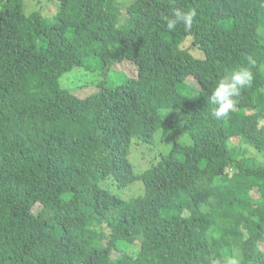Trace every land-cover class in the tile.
<instances>
[{
	"label": "trees",
	"instance_id": "16d2710c",
	"mask_svg": "<svg viewBox=\"0 0 264 264\" xmlns=\"http://www.w3.org/2000/svg\"><path fill=\"white\" fill-rule=\"evenodd\" d=\"M54 5L0 0V264H264V0ZM174 8L190 30L167 29ZM91 55L93 92L56 85ZM248 55L216 121L210 94ZM180 127L191 144L153 152Z\"/></svg>",
	"mask_w": 264,
	"mask_h": 264
},
{
	"label": "rangeland",
	"instance_id": "374dc122",
	"mask_svg": "<svg viewBox=\"0 0 264 264\" xmlns=\"http://www.w3.org/2000/svg\"><path fill=\"white\" fill-rule=\"evenodd\" d=\"M23 4L26 5V12H30L34 9H45V12L50 14L54 10V1L56 0H22ZM101 69V62L96 56L87 57L83 64L78 67L73 68L71 71L64 73L56 80V85L62 89H70L71 91L77 92L81 96L91 93L95 90V83L97 82V76ZM115 73H124L125 77L135 76V68L130 62H116L109 65L107 74L108 76H113L117 78ZM118 80H110L111 84L116 83ZM160 131V130H159ZM158 131V132H159ZM156 133L154 137V142L150 146L153 150L166 153L169 148H171L173 141H177L182 144H191L192 140L190 136L184 132L181 127L179 131L175 134L171 131H167L166 137H164V142L160 141L161 133ZM134 160V158H133ZM105 187L110 189H116L115 185L106 184L102 182ZM120 194L122 192H119Z\"/></svg>",
	"mask_w": 264,
	"mask_h": 264
},
{
	"label": "clouds",
	"instance_id": "9594fccd",
	"mask_svg": "<svg viewBox=\"0 0 264 264\" xmlns=\"http://www.w3.org/2000/svg\"><path fill=\"white\" fill-rule=\"evenodd\" d=\"M197 16L195 9L174 8L170 16L163 17L168 30H175L177 25H183L185 30H190ZM246 63L226 73L212 90L208 99L210 115L216 121H222L229 117L233 111L242 90L250 87L254 80L252 68L257 61L252 55H248ZM209 264H219L216 259L210 260ZM224 264H240L239 259L233 255L225 259Z\"/></svg>",
	"mask_w": 264,
	"mask_h": 264
}]
</instances>
